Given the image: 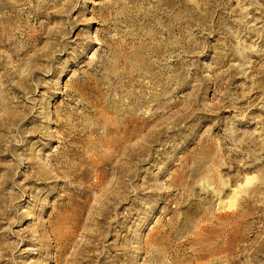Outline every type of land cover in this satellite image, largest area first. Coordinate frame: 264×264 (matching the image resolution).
Segmentation results:
<instances>
[{"label":"rangeland","instance_id":"1","mask_svg":"<svg viewBox=\"0 0 264 264\" xmlns=\"http://www.w3.org/2000/svg\"><path fill=\"white\" fill-rule=\"evenodd\" d=\"M229 256L264 264V0H0V264Z\"/></svg>","mask_w":264,"mask_h":264},{"label":"bare ground","instance_id":"2","mask_svg":"<svg viewBox=\"0 0 264 264\" xmlns=\"http://www.w3.org/2000/svg\"><path fill=\"white\" fill-rule=\"evenodd\" d=\"M36 14H37V16L39 15V13H36ZM180 88H182V87H179V89ZM149 140H150V138H149ZM245 205H246L247 209L245 211L241 212V210L240 211L235 210L236 204L232 200H228V201L219 203V208H218V212L216 214V219H215L216 220V225H215L216 227H214L215 228L214 229V233H215V238H216L215 240L218 241V242L216 241L217 242V244H216L217 246H215L214 250L217 253H222V252H225V251H227V252L229 251L230 255H233L232 254L233 246L237 242H241L245 238L244 234H240L239 236H235L236 234L234 235V233H236V232L237 233H241L240 231L243 229V226L245 224H248L250 215L254 214V212L252 210L251 202L250 201H246ZM223 213H225L226 216H228L230 218H233V219L237 218V221H234V220L233 221H229V219H228L227 221H229V222H227L225 220L227 222V224L222 223V221L224 220ZM255 214H256V212H255ZM261 246H262V244H261ZM227 261H228L227 264H236L234 258L231 257V256H229V259Z\"/></svg>","mask_w":264,"mask_h":264}]
</instances>
